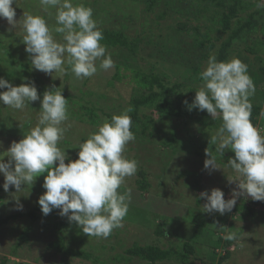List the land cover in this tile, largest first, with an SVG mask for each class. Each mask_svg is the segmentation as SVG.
Returning <instances> with one entry per match:
<instances>
[{
    "label": "rangeland",
    "instance_id": "1",
    "mask_svg": "<svg viewBox=\"0 0 264 264\" xmlns=\"http://www.w3.org/2000/svg\"><path fill=\"white\" fill-rule=\"evenodd\" d=\"M73 2L82 3L86 7L93 9V18L97 21L99 28L120 29L126 27L128 34L133 37L144 33L146 35L145 38L150 36V40H159L160 43L157 45L155 42L158 41L152 42V44L148 42L144 43L138 58H131V60H128L126 57L127 52L106 47L107 52L111 53L114 63L122 67V76H125V78H122V81L116 83L115 88L108 85L115 73V67L108 71L99 69L94 76L84 79H77L71 70L67 71L62 77L53 79V76L35 70L31 65L30 54L25 51L26 45L22 42L23 36L26 34L23 29V13L44 16L49 27L54 28L57 26L55 19L56 9L49 8L48 11H44L39 0H16V3L13 4V7L16 9V27L9 25L6 19L0 18V43L6 49L9 46L11 51L15 50L14 57L21 61L23 60L24 65L21 68L22 71L19 73V83H13V86L28 83L30 71L41 77L44 84L48 87L67 88L68 86L69 88L70 86L69 91L72 90L74 92L83 87V84L88 79L87 91L94 94L92 99L99 102V106L103 107V110L109 113H120L122 106L131 100L136 89L131 76V70L138 67L137 60H141L142 63L148 66L155 67L163 77L169 79L171 82L179 81L186 76L188 77L190 72L183 74L187 72L185 68L178 67V63L182 62L179 55L174 57L172 53L164 52V58L161 57L159 49H162V47L160 44L164 43L161 41V37H164L168 32L166 23L163 21L158 25L159 21L155 14L148 15L144 13L143 0H73ZM181 6L186 5L183 3L182 5L180 4ZM164 8L162 4L156 9V14L163 11ZM170 14L166 19L169 24L180 20L179 15L172 14L171 12ZM192 25H196V22H193ZM263 33L264 31H260V35H256L257 40L261 41V38L264 37ZM53 35L56 39L57 35L55 32H53ZM62 36H58V38L63 40ZM249 43L252 45L251 42ZM257 47L258 53L252 56L247 54L251 57L250 62L252 66H248L250 72L257 70V67L261 66L258 58L264 60V53L262 52L264 50V42L258 43ZM1 50L0 47V69L8 70V63L5 61L7 56ZM98 64L99 61H97ZM67 67L68 65L65 64L66 69ZM177 69H180V72H177ZM249 75L256 87L255 95L250 97V101L251 103L260 104L262 111H264V76H260V79L256 80L251 73ZM55 76H59V74H55ZM180 76L183 77L180 78ZM186 84L188 85V83ZM149 85L155 90L160 88L153 81L149 82ZM189 87L196 88L198 86L189 85ZM6 90L0 89V91ZM260 93L261 96H259ZM40 96L42 99L43 94H40ZM40 108L41 102L39 100L32 102L24 110L13 109L0 104V126L3 124L10 132L15 133L11 136L9 134H6L8 136H0V143H2L0 153L7 151L13 141L18 142L24 138V135L30 132L31 128L37 123ZM202 117V114H196L194 121L179 122L155 116L157 120L156 126L159 128L154 131L155 136H148L146 134L145 139L140 135L134 141L128 143L125 155L129 159H135L138 162L137 173L134 176L127 177L124 184L118 189L120 193L131 189V202L128 214L123 219V227L114 229L111 236L106 239L98 237L95 240V243L107 246L106 252L108 255H124L125 250L135 242L141 245L158 244L159 239L156 230L160 222H163L165 229H168L173 239L175 237V239H178L177 236H179L181 239L188 240L194 232V226L190 220L195 214L203 212L202 206L206 203V200L202 201V205H198L197 203L201 192L207 190L210 194L212 189L219 188L225 193V199L227 200L232 198L233 190H239L238 182L230 181L236 180L237 174L228 164L224 165L221 162L220 164L216 162L220 169H205V160L199 158L195 154V151H193V148H188L187 141L189 137H192L194 142H197L198 149L204 154L208 151L210 154L221 155L216 151V145L211 142V137L217 134L218 129L215 125V128H212L199 123L197 119ZM66 123L70 124L71 127L58 146L62 150L67 151L68 156L75 160L78 158V151L75 146L84 142L90 133L98 130V127H92L87 122L77 121L71 118L70 115ZM258 128L264 130V115L260 116ZM172 129L178 130L182 143L176 146L175 149H164L159 143L160 138L172 131ZM262 134H264V131H262ZM224 155L227 158V160L225 158L227 163L229 158L234 157L235 154L230 149H224ZM7 159L8 157H5V162H7ZM141 167L148 171L149 181L153 186V189L146 196H142V193L137 190L136 185V181L140 178L139 171L143 169ZM46 175L47 172L41 174L36 179L33 184L34 190L31 187L22 186L18 192L16 189L13 192H9L14 187L11 186L8 192L1 191L0 195H3L5 198L2 203L0 202V219L14 214L30 212L35 207L38 197L46 191L42 186ZM198 178L203 186L200 192H195V184ZM4 182L5 178L3 174H0V187H3ZM160 182L162 186L159 185ZM37 192H41V194ZM241 198L242 196L237 199V202ZM249 200L251 201L252 199L249 198ZM258 202L257 205H251L255 211L254 215L234 214L233 217L228 219L224 231L219 233L223 237L230 233L235 234L237 231H242V235L230 249L233 253L225 264H264V201ZM206 214H208L209 219L210 217L218 218L220 216L219 213ZM42 215L43 218L41 217L40 221L37 222L35 235L31 236L29 245L19 249L16 253H14V248L19 242V236L24 226L29 224L30 220L26 221V218L11 220L7 225L0 228V264H4L3 261H6V264H92L91 261H83L81 259L64 260L59 254L56 256H54L55 254H51L47 249V242L49 238L53 239V230H51L52 235L51 231L47 233L49 230H47L46 226H50V221L53 224L54 219L51 215H47L48 217L43 213ZM158 219L159 221L157 222ZM213 223L210 221L209 225H211V228H206L210 237L205 241H209V243L206 242L209 245L211 244V239H218V236L215 234L218 231L215 229L218 223ZM77 233H72V235L80 236ZM118 240H123L124 247L119 245ZM69 245L78 248L81 244L69 240ZM81 246L83 247V244ZM203 246L204 244L197 245L198 257L209 263L211 260L207 255L208 249ZM219 255H225V251L220 250ZM107 264L112 263L109 262ZM130 264L141 263L138 260H134ZM162 264L176 263L172 261ZM195 264L203 263L198 260Z\"/></svg>",
    "mask_w": 264,
    "mask_h": 264
},
{
    "label": "clouds",
    "instance_id": "2",
    "mask_svg": "<svg viewBox=\"0 0 264 264\" xmlns=\"http://www.w3.org/2000/svg\"><path fill=\"white\" fill-rule=\"evenodd\" d=\"M14 3L16 0H0V18L16 27ZM39 3L44 11L56 9L57 26L50 28L44 16L23 13L26 34L22 42L35 70L55 79L68 71L67 64L77 79H84L94 76L99 69L108 71L115 67L111 53L101 43L104 34L93 18L91 7L73 0H39ZM260 6H264V0ZM53 32L63 35V43L54 38ZM200 78L203 84L188 105L189 110H206L213 120L219 117L222 124L211 142L221 155L224 149L235 154L227 162L237 174L236 180H230L238 182L239 189L233 190L232 198L226 200L219 188L212 189L210 194L207 190L200 193V198L206 200L203 212L222 216L233 210L240 196L264 201V130L251 119L250 97L255 95L256 87L247 64L236 57L218 61L215 54H210ZM0 89H7L0 91V104L13 109L24 110L32 102H41L36 125L0 154L4 190L14 186L18 192L22 185H33L47 172L42 185L46 191L38 199L45 216L58 209L60 216L76 222L83 233L105 239L114 229L123 227L131 189L124 193L118 189L138 170V162L125 155L126 146L135 140L128 110L114 114L110 121L105 119L97 131L79 144L78 158L73 160L58 146L71 127L66 123L69 119L67 99L61 91H54L57 88L53 86L41 99L34 82L13 86L2 77ZM206 155L209 158L205 160V169H220L215 157L208 151ZM5 157H8L7 162ZM223 239L232 241L236 237L230 233Z\"/></svg>",
    "mask_w": 264,
    "mask_h": 264
},
{
    "label": "trees",
    "instance_id": "3",
    "mask_svg": "<svg viewBox=\"0 0 264 264\" xmlns=\"http://www.w3.org/2000/svg\"><path fill=\"white\" fill-rule=\"evenodd\" d=\"M261 2L262 0H143V12L148 15L155 14L159 21L157 23L158 25L163 21L166 23L168 32L164 37H161V41L164 42L160 44L162 47V49H159L161 57L164 58V52L172 53L174 57L179 55L182 62L178 63V67L185 68L187 72L183 74L190 72L188 77L186 76L179 81L171 82L169 79L163 77L155 67L148 66L142 63L141 60H137L138 67L131 70V76L136 89L131 100L122 106L120 113H109L103 110V107L99 106V102L92 99L94 94L87 91L88 79L83 84L84 86L79 88L82 90L78 89L76 90L77 92L69 91L70 86L69 88L68 86L67 88L56 87L57 89L54 91H61L65 99H67V109L71 118L80 122H87L92 127H99L105 119L110 121L114 114L119 115L125 110H128V114L132 119L131 131L134 133L135 138L140 135L145 138L146 134L148 136L154 135V131L159 129L156 126L157 120L155 116L172 121L184 122L194 121L196 114H202L204 118L197 119L199 123L212 128L216 126L219 129L222 124L220 118L210 120V115L206 110L203 112L198 109L189 110L188 105L193 102L196 91L203 84L200 73L206 67L210 54H215L218 61H228L236 57L247 64V66H252L250 62L251 57L247 54L252 56L258 53L259 51L256 49L258 48L257 44L264 42V37L261 38V41L256 38V35H260V31H264V6H260ZM183 3L186 6L180 7V4L182 5ZM162 4L165 7L164 10L156 14V9ZM170 12L179 15L180 20L169 24L166 19L169 17ZM170 16L172 15L170 14ZM193 22H196V25H192ZM100 29H102L104 34V39L101 43L108 48H115L127 52L126 57L128 60L138 58L144 43L148 42L152 44L155 41H158L155 42L156 45L160 43L159 40H150V36L145 38L146 35L144 33L133 37L128 34L126 27L120 29ZM58 34L60 33H56V40L63 43V40L58 38L62 34ZM0 47L2 49L1 51L6 54L5 61L8 63V70L0 69V77L9 80L12 84H18L20 81L19 73L22 71V66L24 67L23 60L21 61L14 57V52L16 51H11L9 46L6 49L0 43ZM262 52L264 53V50ZM258 60L261 66L257 67V70L250 72L248 69V74L251 73L256 80H259L260 76H264V60L261 58H258ZM67 69L69 71L70 66ZM121 70L122 67L119 64H115V73L108 84L110 87L115 88L116 83L122 81V78H125V76H122ZM176 71L180 72V69ZM28 77V83L34 82L39 94H43L46 90L53 88L45 85L42 78L38 77L32 71H30ZM151 81L159 85L160 88L157 90L152 89L149 85ZM189 85H196L198 87L190 88ZM259 96H261V93ZM185 101H188V104H185ZM252 105L253 111L251 119L253 124L258 127L260 125L262 106L255 103H252ZM6 134L11 136L15 133L10 132L2 124L0 126V136H8ZM160 139L159 143L164 149H175L176 146L182 143L177 129L176 131L172 129V131L166 133ZM187 143L188 148H193V151H195V154L199 158H203L204 160L209 158L198 149L197 142H194L192 137H189ZM75 147L79 152V145ZM211 155L215 157L217 163L227 164L225 155L215 153ZM139 176L140 178L136 181L137 190L142 193V196H146L153 189L152 183L149 181L148 171L144 168L141 169ZM199 178L195 184V192H200L203 186L201 181L199 182ZM159 185L162 186V183L160 182ZM23 187H31L34 190L33 185H25ZM14 190L15 188L12 187L9 192H13ZM1 191L8 192L3 187H0ZM37 193L41 194V192ZM4 198L3 195H0L1 203L4 201ZM38 199L35 207L30 212L14 214L4 218L1 217L2 219H0V228L7 225L11 220L21 218H26V221L30 220L29 224L24 226L19 236V242L14 248V253L29 245L31 236L35 235L37 222L40 221L41 217L43 218ZM203 200L198 197V205H202ZM258 203V201H250L248 197L242 196L241 200L236 203L231 212H226L218 218L210 217L209 219L208 214L205 212L195 214L190 220L194 226V232L188 240L181 239L179 236H177L178 239H175L176 237L173 239L168 229H165L163 222H160L156 230L159 239L158 244L141 245L135 242L125 250L124 255L118 254L115 256L107 254V246L105 244L100 245V243H95L98 237L83 233L76 222H70L67 217L59 215L58 209H54L48 215L52 216L54 223L51 224L50 221L49 225L51 227L46 226L47 230H49L47 233L53 230V239L51 240L49 238L47 249L51 254H55L54 256L59 254L64 260L74 258L91 261L92 264H107L109 262L112 264H130L134 260H138L141 264H162L172 261H175L176 264H195L198 260L203 264H225L233 253L230 249L242 235V231H237L235 233L236 239L232 241L223 239L219 233L224 231L228 219L233 217L234 214L254 215L255 211L251 205H257ZM210 221L211 223L218 222L216 224L217 228H215L218 230L215 233L218 239H211V244L209 245L206 243H209V241L205 240L210 237L209 232L206 230V228H211V225H209ZM77 232L80 236L72 235V233ZM69 240L76 243L79 242L81 245L83 244V247L80 245L78 248H75L69 245ZM122 242L123 240H118L119 245L124 247ZM203 244L208 249L207 255L211 260L209 263L198 257L197 245ZM220 250H224L225 255H219ZM3 263L6 264L7 262L3 261Z\"/></svg>",
    "mask_w": 264,
    "mask_h": 264
},
{
    "label": "water",
    "instance_id": "4",
    "mask_svg": "<svg viewBox=\"0 0 264 264\" xmlns=\"http://www.w3.org/2000/svg\"><path fill=\"white\" fill-rule=\"evenodd\" d=\"M248 198H251V197H248Z\"/></svg>",
    "mask_w": 264,
    "mask_h": 264
}]
</instances>
